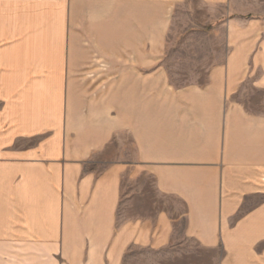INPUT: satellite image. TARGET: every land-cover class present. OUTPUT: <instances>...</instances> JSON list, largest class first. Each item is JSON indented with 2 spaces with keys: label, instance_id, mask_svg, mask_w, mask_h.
<instances>
[{
  "label": "crops",
  "instance_id": "crops-1",
  "mask_svg": "<svg viewBox=\"0 0 264 264\" xmlns=\"http://www.w3.org/2000/svg\"><path fill=\"white\" fill-rule=\"evenodd\" d=\"M177 1L0 0V264H121L133 245L186 243L264 264V113L242 103L246 85L264 95V0H199L197 29L225 46L206 87L152 109L132 87L118 110L120 79L149 80L133 62L118 79L119 37L161 52ZM143 174L156 215L119 220L123 177Z\"/></svg>",
  "mask_w": 264,
  "mask_h": 264
},
{
  "label": "rangeland",
  "instance_id": "rangeland-1",
  "mask_svg": "<svg viewBox=\"0 0 264 264\" xmlns=\"http://www.w3.org/2000/svg\"><path fill=\"white\" fill-rule=\"evenodd\" d=\"M171 12H166L167 31L161 52L156 51L159 45L151 38L148 44L145 42L143 44L141 39L135 42V48L138 47L136 49L139 50V47L143 46L144 52L126 53L125 37H119L118 79L122 76L121 72L125 74L127 71L125 67L131 62L134 64L135 74L149 78L148 81L145 80L146 83L133 86L119 80L117 85L119 113L125 108L127 89L133 87L134 93L144 91L149 94L151 109L152 106L156 108L158 94L188 92L191 88L206 87L213 67L223 62L225 46L221 36L206 33L196 27L197 21H202L206 15V8L199 0H178ZM200 14L203 17H199ZM107 61L108 58H101L103 66H106ZM104 76L106 75L103 73L101 77L104 79ZM97 86H92L91 91ZM98 88L103 94H108L109 79L103 80ZM244 93L246 100H242V103H246L249 109L261 110L264 113V95L254 93L248 85L245 86L242 94ZM118 141L119 148L121 144L123 146L122 158L125 160L126 134H120ZM131 143L130 140L132 152ZM122 192L119 220L156 215L160 199L155 181L150 175L143 174L136 178L125 175L122 180ZM215 257L216 254L213 252H206L187 243L176 249L171 247L164 250L133 245L121 264H216Z\"/></svg>",
  "mask_w": 264,
  "mask_h": 264
}]
</instances>
